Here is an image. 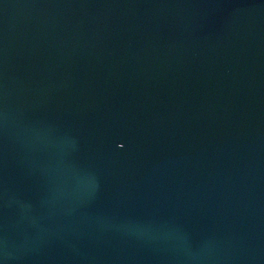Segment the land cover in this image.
<instances>
[{
	"label": "water",
	"instance_id": "obj_1",
	"mask_svg": "<svg viewBox=\"0 0 264 264\" xmlns=\"http://www.w3.org/2000/svg\"><path fill=\"white\" fill-rule=\"evenodd\" d=\"M0 264H264V0H0Z\"/></svg>",
	"mask_w": 264,
	"mask_h": 264
}]
</instances>
